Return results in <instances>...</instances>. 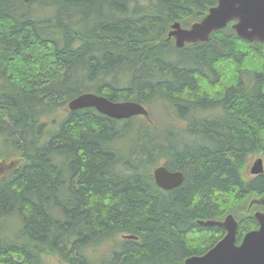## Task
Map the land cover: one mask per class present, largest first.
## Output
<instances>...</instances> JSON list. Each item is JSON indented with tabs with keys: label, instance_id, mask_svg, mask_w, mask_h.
<instances>
[{
	"label": "trees",
	"instance_id": "obj_1",
	"mask_svg": "<svg viewBox=\"0 0 264 264\" xmlns=\"http://www.w3.org/2000/svg\"><path fill=\"white\" fill-rule=\"evenodd\" d=\"M215 3L0 0V264H184L225 233L199 220L233 214L237 242L257 228L264 170L246 169L264 160V42L230 23L164 40ZM84 92L148 117L67 110ZM160 164L183 181L158 187Z\"/></svg>",
	"mask_w": 264,
	"mask_h": 264
},
{
	"label": "water",
	"instance_id": "obj_2",
	"mask_svg": "<svg viewBox=\"0 0 264 264\" xmlns=\"http://www.w3.org/2000/svg\"><path fill=\"white\" fill-rule=\"evenodd\" d=\"M229 23L239 38L250 42H264V0H216L202 18L188 27H183L178 21L171 23L164 40L172 39L179 48L186 43L205 42L213 31L223 29ZM86 107H93L117 120L132 116L148 117L147 108L136 101H112L92 92L80 93L66 104L70 111ZM3 170L0 167V173ZM263 170L264 162L261 157L255 159L249 169L251 175L261 174ZM152 175L155 184L163 190H170L183 181L181 171L168 170L163 164L153 168ZM255 205L264 207V192L259 197L251 198L248 209ZM252 215L258 226L246 232L239 242L238 220L233 214L229 213L221 220H199L198 223L202 225H218L225 233L204 254L185 258L184 264H264V210L256 209Z\"/></svg>",
	"mask_w": 264,
	"mask_h": 264
},
{
	"label": "rangeland",
	"instance_id": "obj_3",
	"mask_svg": "<svg viewBox=\"0 0 264 264\" xmlns=\"http://www.w3.org/2000/svg\"><path fill=\"white\" fill-rule=\"evenodd\" d=\"M46 11H47V10H46ZM46 11H44V12H46ZM41 14L44 15V14H46V13L41 12ZM151 113H152V115H153L154 117H160V116L162 115V114H161V110H160L159 108L153 109V110L151 111ZM258 157H259V155H254V156H250V157H249L248 165H247V169H246V173H247V175L252 176V175L250 174L249 169H250L251 165L253 164L254 160L257 159ZM261 158H262V157H261ZM262 159H263V158H262ZM263 161H264V160H263Z\"/></svg>",
	"mask_w": 264,
	"mask_h": 264
}]
</instances>
